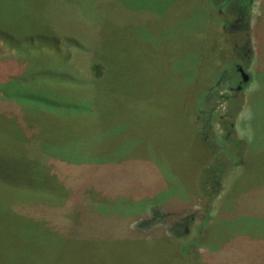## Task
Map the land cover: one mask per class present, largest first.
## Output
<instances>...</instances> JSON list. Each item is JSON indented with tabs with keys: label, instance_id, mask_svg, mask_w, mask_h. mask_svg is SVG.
Returning a JSON list of instances; mask_svg holds the SVG:
<instances>
[{
	"label": "rangeland",
	"instance_id": "rangeland-1",
	"mask_svg": "<svg viewBox=\"0 0 264 264\" xmlns=\"http://www.w3.org/2000/svg\"><path fill=\"white\" fill-rule=\"evenodd\" d=\"M252 2L236 24V0H54L37 26L40 0H0V205L39 220L58 209L48 230L98 241L95 264L149 248L135 261L264 264V0ZM210 165L221 193L203 183Z\"/></svg>",
	"mask_w": 264,
	"mask_h": 264
},
{
	"label": "trees",
	"instance_id": "trees-1",
	"mask_svg": "<svg viewBox=\"0 0 264 264\" xmlns=\"http://www.w3.org/2000/svg\"><path fill=\"white\" fill-rule=\"evenodd\" d=\"M252 1L253 0H236L233 10V14H236L238 16V19L235 21L236 24H240L241 22L245 21L247 22L249 20L251 7L253 5ZM40 2L43 9L42 12L37 16V20L41 21L40 25L37 24V26H42L45 23L46 16L49 13V9L54 0H43V2L40 0ZM46 5L48 6L46 7ZM33 30L34 28L22 34L23 36L28 37L31 34L35 33L33 32ZM1 31L2 30H0V40H7L6 38H3L1 36ZM13 34H16V31H13ZM9 42L12 43V41L10 40ZM104 45L105 46L103 48V55L98 57L100 59L99 63L101 71L98 73L99 76L97 78L100 80L104 78V75L106 73H109V56L112 54L111 47H107L108 44ZM253 57L249 52H246L244 56L239 55L238 61H240V64L237 65L235 63L234 65L235 73L237 74V80L235 84L239 86L241 90H245L248 84L250 85V83H252L253 81V75L249 71V66H252L253 63ZM244 59L246 60V62L243 61ZM233 62H235V60H233ZM250 62L251 64L249 65ZM141 79L142 77H138L139 81H141ZM257 79H259V77ZM100 88L101 87L94 89L95 96L99 94ZM133 96H137V93L131 92L130 98ZM94 100L95 99L92 97L90 105L87 106V111L91 109V103ZM94 105H98V103L94 101ZM41 107L43 108V110H54V108H51L49 106L47 107L45 104H41ZM64 112L68 113L69 111ZM68 115L70 114L68 113ZM66 129H70L68 132H73L74 130L73 127H65L64 130ZM61 132H63V130ZM245 162H247L246 158ZM241 163L242 165L244 164V159H242ZM215 166L218 165L215 164ZM218 167H213L212 165H210L205 168L203 179H206L203 181V183L206 186L207 190H216L221 193L225 189L222 183V175L224 173L219 176L218 172L220 168ZM1 168L2 167L0 166V169ZM228 172L225 174V176L228 175ZM0 173H2L1 170ZM18 184L22 185V187H28V185H30V183ZM207 185H209L210 187H208ZM258 187H260V189H264V185L257 186V188ZM257 188H252L251 186H249L248 190L252 194L254 193V191L257 190ZM35 189L40 188L36 187ZM260 192L262 195L264 194V191ZM69 193L72 195L71 190H67V196ZM73 200L74 196L71 197V199L69 200L70 202L67 204L68 206L66 205L67 207H65H70ZM65 207H63L62 209H66ZM68 209L73 210L74 213H76L78 209L77 202L73 204V207H70ZM57 211L58 209H49V211L42 216L44 218L39 220L35 219L32 216H26L22 214L20 215L12 208H7L3 205H0V264H95L96 256L94 255V252L90 258H88L86 253L90 250L87 246L92 247V245H96L98 241H96L95 243H91L93 241H83L80 238L71 235L66 230H63L64 233L48 230L46 224H49L50 222L53 223V221L56 220L55 215ZM65 228L68 227L66 226ZM221 244L222 243H220L219 245ZM95 248L97 251L101 249L99 245H96ZM148 250L152 249L149 248L147 250L141 251V253L137 254V256H135L131 260V262L127 260H121L119 262H116L118 264H169V261L173 260L179 261V264H185L183 261L185 259H170V257H166L167 261L165 262L157 263L149 261L148 259L143 261L140 260L139 262L135 261L142 255V252L144 256H147ZM157 255L158 254H152L151 257Z\"/></svg>",
	"mask_w": 264,
	"mask_h": 264
}]
</instances>
